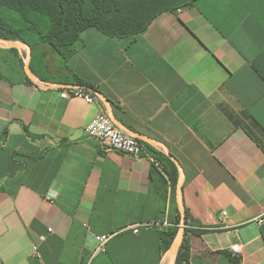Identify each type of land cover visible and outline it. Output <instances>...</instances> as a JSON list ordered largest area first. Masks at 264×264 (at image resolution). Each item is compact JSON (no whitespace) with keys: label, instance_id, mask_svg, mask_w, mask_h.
<instances>
[{"label":"crops","instance_id":"obj_1","mask_svg":"<svg viewBox=\"0 0 264 264\" xmlns=\"http://www.w3.org/2000/svg\"><path fill=\"white\" fill-rule=\"evenodd\" d=\"M15 48L24 71H0V264H82L95 234L114 235L91 264H176L183 243L185 264H264V0H195L132 37L89 27L68 68L38 46L41 76ZM75 75L94 103L60 96ZM102 110L160 165L87 135Z\"/></svg>","mask_w":264,"mask_h":264},{"label":"trees","instance_id":"obj_2","mask_svg":"<svg viewBox=\"0 0 264 264\" xmlns=\"http://www.w3.org/2000/svg\"><path fill=\"white\" fill-rule=\"evenodd\" d=\"M193 2L195 0H0V38L29 44L32 50L29 66L39 75L35 67L37 60L43 58L37 53L39 45H47L68 68L67 62L77 52L85 29L95 27L109 36L132 37L145 32L161 13L177 12L181 6ZM9 50L16 52L17 48ZM75 79L78 84L87 85L77 75ZM155 155L176 181L174 161L158 152ZM177 231L174 228L164 232V249L171 246ZM187 255L183 243L176 264H185Z\"/></svg>","mask_w":264,"mask_h":264},{"label":"built area","instance_id":"obj_3","mask_svg":"<svg viewBox=\"0 0 264 264\" xmlns=\"http://www.w3.org/2000/svg\"><path fill=\"white\" fill-rule=\"evenodd\" d=\"M32 86L35 90L48 89L50 87V83L45 81H35ZM60 96L63 98H82L89 103H94L99 95L98 91L93 86L69 84L60 88ZM85 132L87 135L97 139L106 150H114L135 158L144 156L152 160L156 165H160V162L152 155L151 152H149V144L131 130H128L118 124L108 111L102 110L94 118H92L85 128ZM227 215L228 212L226 210H222L221 216L226 217ZM257 223L260 225L264 224V210L257 218ZM151 225V222L138 224L133 226V231L138 233L141 228H149ZM48 231L52 232L53 228H48ZM113 235L114 234H95L94 239L96 246L93 250H91V253L82 264H91L92 259L97 253L106 252L107 244ZM39 238L41 241H45L47 235L41 234ZM232 250L234 253L240 254V244H233ZM35 251L36 255H39L37 246H35Z\"/></svg>","mask_w":264,"mask_h":264},{"label":"rangeland","instance_id":"obj_4","mask_svg":"<svg viewBox=\"0 0 264 264\" xmlns=\"http://www.w3.org/2000/svg\"><path fill=\"white\" fill-rule=\"evenodd\" d=\"M9 42H11L12 44H19V47H22L20 44L25 43V42H21V41H9ZM0 46L5 47V44L0 43ZM16 61L17 60L15 59V56L11 53V51L0 49V71H2V72L5 71L6 73H10V74H13V71L16 69L24 71V65L20 64L21 66H19L16 63Z\"/></svg>","mask_w":264,"mask_h":264},{"label":"water","instance_id":"obj_5","mask_svg":"<svg viewBox=\"0 0 264 264\" xmlns=\"http://www.w3.org/2000/svg\"><path fill=\"white\" fill-rule=\"evenodd\" d=\"M193 5V3H188V4H185L183 6H181L178 11H183V10H186L188 8H190L191 6ZM0 42L5 44V46L7 47H19V44H12L11 42H9V40L7 39H3V38H0ZM21 46H27L28 48H30V45L27 44V43H24V45L20 44ZM27 71L30 72V68L29 66L27 67ZM177 253V252H176Z\"/></svg>","mask_w":264,"mask_h":264},{"label":"bare ground","instance_id":"obj_6","mask_svg":"<svg viewBox=\"0 0 264 264\" xmlns=\"http://www.w3.org/2000/svg\"><path fill=\"white\" fill-rule=\"evenodd\" d=\"M1 43V42H0Z\"/></svg>","mask_w":264,"mask_h":264}]
</instances>
